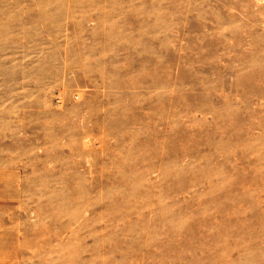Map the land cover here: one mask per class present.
<instances>
[{"label": "rangeland", "instance_id": "rangeland-1", "mask_svg": "<svg viewBox=\"0 0 264 264\" xmlns=\"http://www.w3.org/2000/svg\"><path fill=\"white\" fill-rule=\"evenodd\" d=\"M263 232L264 0H0V264H242Z\"/></svg>", "mask_w": 264, "mask_h": 264}, {"label": "bare ground", "instance_id": "bare-ground-1", "mask_svg": "<svg viewBox=\"0 0 264 264\" xmlns=\"http://www.w3.org/2000/svg\"><path fill=\"white\" fill-rule=\"evenodd\" d=\"M257 235V236H256ZM256 239H250V234L245 233L241 242L242 249V264H252V261H256V256H258L260 251H254L252 253H247V250L253 249L255 247H263L264 246V232L263 234H256ZM259 259V258H258ZM258 262V261H257ZM257 264V263H256Z\"/></svg>", "mask_w": 264, "mask_h": 264}]
</instances>
